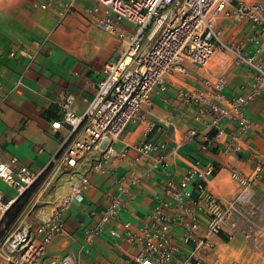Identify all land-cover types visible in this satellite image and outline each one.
Returning <instances> with one entry per match:
<instances>
[{
    "label": "built area",
    "instance_id": "2783aa9c",
    "mask_svg": "<svg viewBox=\"0 0 264 264\" xmlns=\"http://www.w3.org/2000/svg\"><path fill=\"white\" fill-rule=\"evenodd\" d=\"M53 1V0H51ZM47 8L48 4H42ZM75 0L59 12L58 23L76 11ZM82 15L94 24L125 43L122 54L107 63L97 91L84 113L74 109L76 96H64L63 115L52 122L55 130L67 128L60 149L40 172L33 171L17 157L0 158V178L17 192L6 199L0 193V264H82L78 255L66 254L50 259L46 253L49 244L65 229L64 216L73 202L90 184L89 173H106L115 159H124L128 150H118L114 143L124 131L144 117L145 107L153 104V94H166L168 75L176 69L184 70L186 60L207 66L215 58L243 65L253 72L249 92L229 96L227 77L204 78L203 90L180 89L182 101L196 109L195 120L206 119L207 129L189 131V136L201 140L203 150L215 149L223 153H239L253 126L247 114L249 104L264 95V58L260 50L249 53L241 47L222 40L216 23L220 17L247 20L257 27L251 38L260 42L264 36V1L250 0H95L85 6ZM135 26L132 32L123 30L122 23ZM31 58L27 47L20 48ZM15 48L9 55H17ZM22 79L9 89L0 81V106L10 93L18 91ZM237 126V134L230 142L222 143L226 125ZM167 149V143L161 145ZM141 154L159 149L153 142L133 146ZM89 154L94 155L89 171H80L77 164ZM167 161H159L154 168L166 170ZM264 171V159L259 160L255 171L246 175L232 169L231 176L239 185L235 197L225 202L208 189V181L215 174L211 163L194 161L178 183L171 182L168 198H160L150 222L134 228L125 223L126 239L138 246V252L124 264H221L214 255L216 239L225 230L227 217L235 216L234 229L246 235L252 247L264 254V202L257 198L255 182ZM62 174L67 175L68 191L54 204L50 214L41 211L36 224L31 213L39 206L47 190L55 186ZM45 184L32 195L16 221L10 226L6 215L20 197L31 190L43 177ZM118 194L110 195L108 204L96 227L87 230L83 252L89 254L96 237L109 230L118 220L129 192L126 184L118 186ZM178 232V234H177Z\"/></svg>",
    "mask_w": 264,
    "mask_h": 264
},
{
    "label": "crops",
    "instance_id": "0c3cea01",
    "mask_svg": "<svg viewBox=\"0 0 264 264\" xmlns=\"http://www.w3.org/2000/svg\"><path fill=\"white\" fill-rule=\"evenodd\" d=\"M71 1L0 0V81L9 89L22 79L18 91L10 93L0 106V158L17 157L35 172L48 165L68 132L67 128L52 127V122L63 115L64 96L74 94L75 111L84 113L96 94L105 65L116 60L125 49L120 38L88 22L82 15L84 7L94 4L95 0H75L77 10L58 23L60 10ZM42 4L48 7L42 8ZM122 28L132 32L135 26L125 21ZM216 28L223 41L249 53L260 50L264 58V36L260 42L251 39L257 35V27L252 22L220 17ZM23 47L34 58L21 51ZM13 48L18 51L14 57L9 55ZM183 67L184 70L176 69L168 75V92L154 93L153 104L145 107L142 120L130 125L114 143L116 149L128 150V156L113 160L106 173H89L90 184L66 212L65 229L49 244L46 263L52 258L73 254L80 256L82 264H124L139 249L126 239L125 223L138 228L150 222L159 199L168 198L169 184L178 183L194 161L214 165L215 174L208 181V189L229 202L240 188L231 176L232 169L251 175L259 160L264 159V95L256 97L247 107L253 126L239 153L203 150L199 137H190L189 131L193 128L205 131L207 121L195 120L196 109L178 96L180 89L203 90L204 78L222 74L227 77L229 96L245 94L251 89L252 70L220 58L204 67L186 60ZM2 93L0 90V96ZM237 131L236 125L227 124L221 142H230ZM143 142H153L159 149L148 154L134 150V145ZM164 143L167 149L161 147ZM93 160L94 155L89 154L78 162L77 169L89 171ZM164 160L169 163L166 170L154 168L156 162ZM66 177L62 174L39 200V206L31 213L34 223L39 222L41 211L50 214L56 201L68 191ZM120 184H126L129 189L124 196L126 204L120 218L109 225L120 235L113 236L107 230L96 237L91 252L84 253L87 230L97 226L109 196L118 194ZM255 188L257 198L264 202V171ZM0 193L6 199L17 194L1 178ZM234 221L235 216L230 214L225 230L216 239L214 255L221 264H264V254L255 250L242 232L235 231Z\"/></svg>",
    "mask_w": 264,
    "mask_h": 264
},
{
    "label": "trees",
    "instance_id": "16d2710c",
    "mask_svg": "<svg viewBox=\"0 0 264 264\" xmlns=\"http://www.w3.org/2000/svg\"><path fill=\"white\" fill-rule=\"evenodd\" d=\"M43 178V177H42ZM38 187V184H36L31 190H29L25 195L20 197L18 201L10 208L6 215V223L8 226L13 224L16 219L19 217V215L22 213L24 208L27 206L29 203L32 195L36 191Z\"/></svg>",
    "mask_w": 264,
    "mask_h": 264
},
{
    "label": "rangeland",
    "instance_id": "374dc122",
    "mask_svg": "<svg viewBox=\"0 0 264 264\" xmlns=\"http://www.w3.org/2000/svg\"><path fill=\"white\" fill-rule=\"evenodd\" d=\"M45 181H46V176H45V178H41V179L39 180V182L37 183V184H38V187H37V189H36L35 192H38V191L40 190V188H42V187L44 186ZM35 192H34V194H35ZM244 236L246 237L245 234H244ZM246 238H247V237H246ZM248 241H249V240H248Z\"/></svg>",
    "mask_w": 264,
    "mask_h": 264
}]
</instances>
